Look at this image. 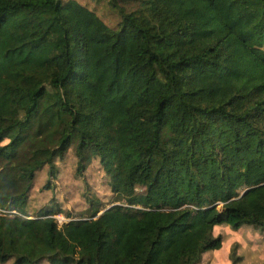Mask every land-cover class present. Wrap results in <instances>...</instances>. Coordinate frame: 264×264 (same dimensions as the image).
Here are the masks:
<instances>
[{"label": "trees", "instance_id": "obj_1", "mask_svg": "<svg viewBox=\"0 0 264 264\" xmlns=\"http://www.w3.org/2000/svg\"><path fill=\"white\" fill-rule=\"evenodd\" d=\"M132 2L107 0L111 27L76 0H0V206L23 215L0 218V264H199L216 227L264 228V0ZM70 150L122 204L27 217Z\"/></svg>", "mask_w": 264, "mask_h": 264}, {"label": "rangeland", "instance_id": "obj_2", "mask_svg": "<svg viewBox=\"0 0 264 264\" xmlns=\"http://www.w3.org/2000/svg\"><path fill=\"white\" fill-rule=\"evenodd\" d=\"M76 1L94 10L109 26L116 25L117 16L109 8L107 0ZM128 3L131 8L135 5L132 0H128ZM56 168V176L50 179L49 183L46 167L36 174L33 189L26 202L27 217L34 219L42 210H53V218L60 227L72 219L88 217L91 200L96 202L100 209L122 204L111 193L109 180L96 159H93L84 171L78 173L76 158L73 150H70L63 161L56 163ZM0 171L13 173L12 166L2 159ZM137 192H140V189ZM58 210L61 214L56 213ZM213 235H220L222 247L220 250L204 253L199 264H231L229 257L232 252L237 258L235 264L256 260L264 264V228L243 226L235 231L224 225L218 227Z\"/></svg>", "mask_w": 264, "mask_h": 264}, {"label": "built area", "instance_id": "obj_3", "mask_svg": "<svg viewBox=\"0 0 264 264\" xmlns=\"http://www.w3.org/2000/svg\"><path fill=\"white\" fill-rule=\"evenodd\" d=\"M23 217V215L14 207L9 204L6 206H0V218H15Z\"/></svg>", "mask_w": 264, "mask_h": 264}, {"label": "crops", "instance_id": "obj_4", "mask_svg": "<svg viewBox=\"0 0 264 264\" xmlns=\"http://www.w3.org/2000/svg\"><path fill=\"white\" fill-rule=\"evenodd\" d=\"M218 227H216L215 229H214V232H215V230L217 229ZM220 236V235H219ZM254 254L256 255V253L254 252ZM212 256H210V258H211ZM230 261V260H229ZM229 264V263H228ZM246 264H262V263H260L258 260H256L255 262H247Z\"/></svg>", "mask_w": 264, "mask_h": 264}]
</instances>
